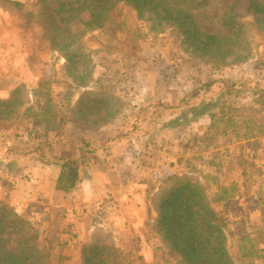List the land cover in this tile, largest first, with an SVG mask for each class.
<instances>
[{
  "label": "rangeland",
  "instance_id": "obj_1",
  "mask_svg": "<svg viewBox=\"0 0 264 264\" xmlns=\"http://www.w3.org/2000/svg\"><path fill=\"white\" fill-rule=\"evenodd\" d=\"M81 1L0 0V100L23 86L31 104L45 81L59 101L71 95V105L83 91L117 100L108 125L81 133L66 124L43 143L42 155L26 136L33 124L20 117L0 122V203L49 245L52 264H82L86 244L114 246L143 264H181L156 231V203L166 182L187 175L218 200L213 209L234 264H263L241 250L259 242L264 229V31L251 27L249 0H210L197 14L214 30L229 15L247 25L248 49L239 53L250 56L226 67L188 55L170 30L121 5L103 29L83 37L88 88L69 94L72 80L52 48L45 7ZM72 156L90 161L72 193L57 192V160ZM15 241L6 236L2 257Z\"/></svg>",
  "mask_w": 264,
  "mask_h": 264
},
{
  "label": "trees",
  "instance_id": "obj_2",
  "mask_svg": "<svg viewBox=\"0 0 264 264\" xmlns=\"http://www.w3.org/2000/svg\"><path fill=\"white\" fill-rule=\"evenodd\" d=\"M209 1L82 0L77 7L63 5L57 10L45 7L46 14L51 16L49 37L52 36V48L65 58L62 73L67 72V77L72 80L68 85L69 94L72 88L75 91L88 88L89 66L80 51L83 37L103 29L121 5L132 8L139 18L148 20L157 30H170L182 50L204 64L226 67L245 61L250 56L249 52H239L248 49L247 25L229 15L223 17L219 30L203 27L197 14ZM12 4L18 6V3ZM248 5L251 27L264 31V0H249ZM74 25L81 29L73 31ZM51 83L38 84L32 92L34 101L31 104L24 99L23 86L15 89L8 100H0V122L20 117L27 120L29 126L34 125L35 129L30 126L26 136L30 142L38 141L35 151L40 152L43 143L50 142L49 136L54 134L57 137L66 124L86 133L99 131L115 118L117 110L111 103L117 102L115 98L105 95L96 99L89 91H83L71 105V95L59 101L51 92ZM39 154L42 155L41 152ZM57 161L59 173L55 190L70 194L81 182L82 166L90 160L72 156ZM165 184L156 203V231L170 252L180 258L181 264H234L226 245L223 225L217 222L218 214L213 209V203L218 200H209L205 185L191 176L175 175ZM8 234L14 236L15 247L5 251L4 257L0 254V264H52L49 245L39 240L37 232L25 219L1 202L0 251ZM257 236L259 242L246 243L247 246L244 244L241 250L244 257L264 264V229ZM81 261L82 264H143L140 256L135 258L114 246L93 244L84 246Z\"/></svg>",
  "mask_w": 264,
  "mask_h": 264
},
{
  "label": "built area",
  "instance_id": "obj_3",
  "mask_svg": "<svg viewBox=\"0 0 264 264\" xmlns=\"http://www.w3.org/2000/svg\"><path fill=\"white\" fill-rule=\"evenodd\" d=\"M167 176H168V174L164 175V177L163 176H160V177L157 176V178L162 179V178H167Z\"/></svg>",
  "mask_w": 264,
  "mask_h": 264
},
{
  "label": "crops",
  "instance_id": "obj_4",
  "mask_svg": "<svg viewBox=\"0 0 264 264\" xmlns=\"http://www.w3.org/2000/svg\"><path fill=\"white\" fill-rule=\"evenodd\" d=\"M90 134H93V133H90ZM96 133H94V135H95ZM98 167H100V166H98Z\"/></svg>",
  "mask_w": 264,
  "mask_h": 264
}]
</instances>
